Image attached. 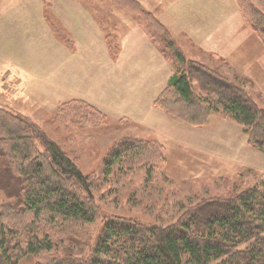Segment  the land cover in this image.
Here are the masks:
<instances>
[{
  "label": "rangeland",
  "instance_id": "1",
  "mask_svg": "<svg viewBox=\"0 0 264 264\" xmlns=\"http://www.w3.org/2000/svg\"><path fill=\"white\" fill-rule=\"evenodd\" d=\"M162 1L166 10L157 5V11L165 24L146 0H0V123L12 113L27 126L35 123L37 129L26 132L34 146L31 161L50 157L51 141L91 181L95 220L53 239L59 256H73L78 264H90L109 220L172 225L201 202L236 195L264 179V152L250 146L242 126L220 110L205 126H193L156 107L168 84L158 95L156 88L141 98L137 93L138 79L149 83L151 67L176 72L145 33L135 9L139 3L168 29L187 60L243 86L264 108V47L237 0H156ZM168 1L178 19L168 21ZM252 1L264 12V0ZM190 76L196 94L204 96L199 75ZM19 124L8 128L19 133ZM125 137L161 144L163 150H149L137 162L143 167L115 169L105 177V158ZM2 162L0 212L17 192L15 171ZM18 264L57 263L42 252L27 253Z\"/></svg>",
  "mask_w": 264,
  "mask_h": 264
},
{
  "label": "trees",
  "instance_id": "2",
  "mask_svg": "<svg viewBox=\"0 0 264 264\" xmlns=\"http://www.w3.org/2000/svg\"><path fill=\"white\" fill-rule=\"evenodd\" d=\"M237 2L264 47V12L252 0ZM138 5L135 9L145 33L176 71L156 98V107L198 127L205 126L220 110L242 126L250 146L264 152V108L243 86L206 64L187 60L168 29ZM189 65L186 71L184 67ZM190 72L201 78L206 87L204 96L196 94ZM210 76L214 84L208 81ZM5 117L9 121L0 123V160L15 171L11 181L17 184V192L12 196L15 202L8 201L0 212V264H18L27 253L42 252L57 264H78L73 256H59L53 239L58 236L62 240L79 224L95 220L91 181L51 141L50 157L38 156L31 161L34 146L27 133L32 126L16 114ZM16 122L21 124L19 133L8 128ZM36 126L33 123L32 128ZM156 149L163 150V146L125 137L105 158L103 173L107 177L115 169L139 164L149 150ZM90 264H264V179L236 195L203 201L172 225L145 227L137 220H109Z\"/></svg>",
  "mask_w": 264,
  "mask_h": 264
},
{
  "label": "crops",
  "instance_id": "3",
  "mask_svg": "<svg viewBox=\"0 0 264 264\" xmlns=\"http://www.w3.org/2000/svg\"><path fill=\"white\" fill-rule=\"evenodd\" d=\"M141 1L143 4H145V0H139ZM179 0H173V2H177ZM184 0H180V2H183ZM208 0H205V1H202V0H189V3L191 2V4H197L198 2H202V3H206ZM218 1V0H217ZM146 4L148 5V2H149V6H150V10L155 12L159 17V19L164 23V21L161 19L162 16L160 15L161 11L163 10H166V9H163L164 5H165V2L166 1H162V2H156V0H146ZM169 2V6H168V21L171 20L172 18H176L178 19V15H179V12H178V9L175 8V7H172L171 4L172 2L171 1H168ZM188 3V4H189ZM157 5H159L161 11L158 12L157 11ZM174 10V14L172 15V11ZM161 17V18H160ZM165 24V23H164ZM170 27V25L168 24V28ZM171 28V27H170ZM189 37L191 38V35L189 34ZM193 37V36H192ZM235 52V51H234ZM234 52H232V54H234ZM152 58V56L149 57V59ZM231 61L232 60H235V58L233 57V59H230ZM226 63L228 64L229 61H227V58L225 59ZM140 63H136V66L139 65ZM147 68V65H143L142 69L138 70V72L140 73V75L143 74V70ZM151 75L150 77L148 78L149 80V83L148 84H143L142 80L141 79H138V83L141 84V87H140V90L137 91L138 94H140V98L147 94V91H151L152 89L156 88V90H158V92L156 93V95L159 94V90L160 88H162L163 86L165 87L168 82H169V79L174 75V69L172 70L171 68H169L168 66H165L163 68L161 67H158V72H156L154 70V67H151ZM249 80L253 81V83L255 84L254 80L252 78H248ZM148 87V88H147ZM163 87V88H164ZM144 88H147L146 92L144 90ZM162 88V89H163ZM161 89V90H162ZM156 95H152L151 98L152 100L155 99V96ZM149 98V97H148Z\"/></svg>",
  "mask_w": 264,
  "mask_h": 264
}]
</instances>
